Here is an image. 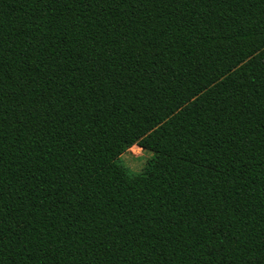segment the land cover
Listing matches in <instances>:
<instances>
[{"label":"trees","instance_id":"1","mask_svg":"<svg viewBox=\"0 0 264 264\" xmlns=\"http://www.w3.org/2000/svg\"><path fill=\"white\" fill-rule=\"evenodd\" d=\"M0 264H264V0H0Z\"/></svg>","mask_w":264,"mask_h":264},{"label":"rangeland","instance_id":"2","mask_svg":"<svg viewBox=\"0 0 264 264\" xmlns=\"http://www.w3.org/2000/svg\"><path fill=\"white\" fill-rule=\"evenodd\" d=\"M152 154V152L144 150L138 145H133L122 154L120 162L131 173H137L144 169Z\"/></svg>","mask_w":264,"mask_h":264}]
</instances>
